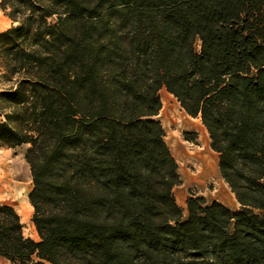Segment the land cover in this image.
<instances>
[{
	"label": "trees",
	"instance_id": "obj_1",
	"mask_svg": "<svg viewBox=\"0 0 264 264\" xmlns=\"http://www.w3.org/2000/svg\"><path fill=\"white\" fill-rule=\"evenodd\" d=\"M0 9L12 22L0 32L11 82L0 90V148L26 145L38 236L0 203V258L264 264V0H0ZM161 89L199 118L238 211L191 195L183 217L156 118Z\"/></svg>",
	"mask_w": 264,
	"mask_h": 264
},
{
	"label": "rangeland",
	"instance_id": "obj_2",
	"mask_svg": "<svg viewBox=\"0 0 264 264\" xmlns=\"http://www.w3.org/2000/svg\"><path fill=\"white\" fill-rule=\"evenodd\" d=\"M50 20H53V18ZM11 24V20L0 9V32L7 29ZM195 49H199V41L195 43ZM3 73L4 71L0 64V90L9 87L11 84L10 81H7L2 77ZM168 94L169 93L166 92L165 89L159 91L162 107L156 118L160 120L163 126L165 133L164 140L177 162V171L181 182L173 188V194L177 204L182 210L183 217L186 216V199L191 195L203 197L206 204L216 201L233 211H238L240 205L219 174L218 154L210 148L208 134L205 133L199 118H192L186 115L176 99L171 94L170 96ZM167 95L170 100V106L168 107L163 104L165 96ZM196 126L200 128H197ZM185 132L194 133L195 139L193 141L186 140L184 137ZM205 145L208 146L205 147ZM25 148L26 145L17 148H0V157L6 158L5 164L7 167L5 170L8 174L9 180H0V203L11 205L20 216L23 225V234L26 237L37 240L38 236L31 221L33 208L30 206L27 197L31 189V177L29 166L24 159ZM199 152L214 156L216 160L217 177L213 179H202L200 182L194 181L186 183L185 178L181 174L187 172L193 179L195 178L197 173L195 168L197 165L195 157ZM262 182L264 183V178L262 179ZM219 188L222 189V194L221 196L219 195L220 198L217 196L219 193L216 192ZM181 194L184 196L182 204H180L177 199ZM229 197L234 200L233 207L224 204ZM33 259L36 260L35 258ZM0 264L12 263L6 259L0 258Z\"/></svg>",
	"mask_w": 264,
	"mask_h": 264
},
{
	"label": "bare ground",
	"instance_id": "obj_3",
	"mask_svg": "<svg viewBox=\"0 0 264 264\" xmlns=\"http://www.w3.org/2000/svg\"><path fill=\"white\" fill-rule=\"evenodd\" d=\"M168 95L170 96V94H168ZM168 95L165 96V99L163 102V104L167 107L170 106L169 105L170 100H169ZM204 131H205V129H204ZM205 133H206V131H205ZM206 146H208V145H205V147ZM195 159H196L195 162H197V165L195 167L197 170V173H196L195 178H194L195 180L198 181L202 178L213 179V178L217 177L216 160H215L214 156H212L210 154H206L204 152H199V154L196 155ZM5 161H6V158L0 157V180L9 181L8 180V174L6 173V170H5V168L7 167V165L5 164ZM216 192H218L219 194H222V189L219 188Z\"/></svg>",
	"mask_w": 264,
	"mask_h": 264
},
{
	"label": "crops",
	"instance_id": "obj_4",
	"mask_svg": "<svg viewBox=\"0 0 264 264\" xmlns=\"http://www.w3.org/2000/svg\"><path fill=\"white\" fill-rule=\"evenodd\" d=\"M182 109V108H181ZM183 110V109H182ZM184 111V110H183ZM187 115V114H186ZM190 117V116H189ZM197 128H200V127H198V126H196ZM201 130V129H200ZM184 178H185V180H186V183H191V182H194V181H196V182H200V181H202V179H204V178H202V179H200V180H195V179H193L192 177H191V175L190 174H188L187 172H183L182 174H181ZM180 177V176H179ZM205 179H207V178H205ZM221 196V194H218L217 196ZM220 196H219V198H220ZM178 199V201L180 202V204H182L183 203V201H184V196L181 194L180 196H179V198H177ZM224 204L225 205H228L229 207H233L234 206V200L233 199H231L230 197L227 199V202H224ZM45 263H47V262H45Z\"/></svg>",
	"mask_w": 264,
	"mask_h": 264
}]
</instances>
